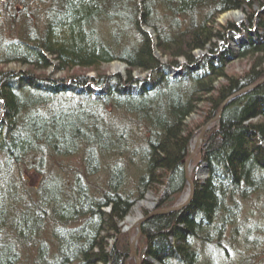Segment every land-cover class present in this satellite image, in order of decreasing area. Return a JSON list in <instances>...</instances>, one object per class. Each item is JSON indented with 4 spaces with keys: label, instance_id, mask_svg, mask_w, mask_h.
Returning <instances> with one entry per match:
<instances>
[{
    "label": "trees",
    "instance_id": "obj_1",
    "mask_svg": "<svg viewBox=\"0 0 264 264\" xmlns=\"http://www.w3.org/2000/svg\"><path fill=\"white\" fill-rule=\"evenodd\" d=\"M244 3L0 0V264H20L26 257L19 250L32 245L34 264H133L126 242L111 246L120 225L149 190L160 191V209L175 206L187 187L184 169L195 135L187 123L202 113L194 126L200 130L225 103L206 133L208 176L195 181L191 202L141 225L149 241L142 264H264V83L240 94L264 79V21L255 35L243 28L247 41L239 52L217 45L242 34L236 24L222 29L216 23ZM211 47L207 58L196 55ZM224 49L230 60H255L246 76L227 75ZM115 61L152 75L141 83L131 75L126 84L100 77L95 86L108 87L101 95H92L84 77L65 88L35 76L55 64L69 72ZM9 64L32 71L6 72L2 67ZM108 109L121 111V123L104 119ZM81 151L87 177L109 155L118 156L102 183L86 184L73 174L65 184L37 169L43 181L33 189L36 197L19 200L25 183L12 175L22 162ZM126 158L139 162L130 188ZM251 216L262 223L253 226ZM49 234L52 243H43Z\"/></svg>",
    "mask_w": 264,
    "mask_h": 264
},
{
    "label": "rangeland",
    "instance_id": "obj_2",
    "mask_svg": "<svg viewBox=\"0 0 264 264\" xmlns=\"http://www.w3.org/2000/svg\"><path fill=\"white\" fill-rule=\"evenodd\" d=\"M244 3V6L242 9L240 10H233V12H228L223 14V16H220V18L218 19L216 26L218 28H222L224 26H227L228 24H236V26L238 27L239 30H243V28L248 27L249 28V32L252 35H255V28L258 22H256L255 24L250 23V18L252 17V19L259 17L260 20L264 21V0H242ZM233 13H241L244 16V19L241 21H238L235 17L231 16L233 15ZM259 25V23H258ZM3 28L5 29V27L3 26ZM147 29H144V31L148 34H151L152 38H155V31H153L152 28L150 27H146ZM251 28V29H250ZM258 28V27H257ZM221 29V30H222ZM258 34V32H257ZM262 34V31L259 32V35ZM13 36H16V34ZM242 37V41H240V43L236 42L235 44H229V39L227 41H225L224 44L229 45V49H231V51L235 54L237 52L240 51V45H242V43L246 44V35ZM242 42V43H241ZM218 43V42H217ZM219 45V47L221 48L222 45L221 44H217ZM226 46V45H225ZM219 47L217 46V49H219ZM224 47V46H223ZM211 48L209 49H205L202 51H197L196 55L203 60L204 58H207V56L211 53ZM225 50V49H224ZM223 54L226 55V53H228V49L225 50ZM158 54V53H157ZM221 56V58H225L226 59V68L225 71L227 72V75L230 77H241V76H246L247 73L250 71L251 66L254 64V59H246V60H239L236 58L231 59L229 57V54H227L226 56ZM157 58L161 60V62L163 64H167L166 60L163 59L161 57L160 54L157 55ZM180 62V60H179ZM182 63H187L184 60H181ZM116 64L123 66L124 71H114V67L116 66ZM56 64L53 65V67H50V70L47 71H36L35 76L40 78L43 77L47 80H49L50 82H53L55 84V86L58 87H69L71 88L73 81L76 78H85L88 79V81L84 82V84L88 83V85L93 84L95 85V81L100 77H109L111 79H109L108 81H112L113 78L118 77L121 82L123 84H126L127 81H129L130 76L132 75L133 79H138L141 80L142 78L146 77L147 75H145V73L138 71H130L128 65L123 64L120 61H115L114 63L111 64H105L102 65L100 67L94 68V69H72V71L69 72H59L57 71V68H55ZM3 70H5L6 72H11L13 74H26L29 75L32 71L31 69H29V67H24L21 66L19 64L15 65V64H9L6 65V67H2ZM86 86V85H85ZM73 88V87H72ZM87 88V87H84ZM95 88V86H94ZM125 90L129 89V85H127L126 87H124ZM108 90V87L104 88V89H100L99 92L100 94H104L106 93ZM96 93L93 91L92 95H95ZM115 114V115H114ZM117 114V115H116ZM202 113H199L198 115H194L191 119H189L188 121V125L189 127L193 128V131L195 132L194 134V140L191 146L195 145V142L197 140V136L199 135L200 131L204 128L202 127L200 130L196 131V127L194 128V126H196V124L198 125L202 120ZM123 116V114L121 113V111L119 112H112V110L108 109V111L105 113V115H103L104 119L107 122L113 123L114 121H116L115 119H118V121L121 123V117ZM213 127V126H212ZM212 127L210 129H212ZM134 130V126L131 127ZM128 129V126H127ZM209 129V130H210ZM137 131H139L138 133H141L142 130L137 129ZM208 132V131H207ZM206 132V133H207ZM206 134L204 135V140ZM204 140L201 144V146L198 148V152L196 153L195 157H194V161L192 162L190 168L192 169L190 171V176L191 179L193 180V182L195 183V181L197 180H204L206 179V177L208 176L207 170H205V164L204 161L202 159V152H203V143ZM41 156H44L41 159ZM41 156L39 155L36 160L31 159V160H27L26 162H22L20 164L19 167H17L18 171L13 173L12 177L15 181L21 179V181L24 184H22V189L19 188V192H20V199L23 201H26L27 199L29 201H31L32 197L36 195L34 194V187L37 186L41 181H43V177H41L37 172V169H40V171L44 174H46L47 176H53L56 179H61L62 182H65V184L73 182V174H80L83 177L84 182H86V184H90L93 185H97L99 183H102L104 181V179L106 178V166L109 165V163H112L114 160L118 159V156L116 155H109V158L104 160V165L103 168L98 169L97 172L87 175H84L83 173L86 171L87 165H85V154H83V152H78L75 156H71V157H58L56 155L52 156V155H45V154H41ZM34 165L38 168H31L30 167V163H33ZM103 162V159H101V163ZM125 166L126 168L129 170V174H130V183H129V188L132 187L131 182L133 181L132 179H135V170L137 169V164L139 162H129V159L126 158L125 161ZM20 178V179H19ZM28 188V190L31 192H29L30 194H27L24 190V188ZM34 191V192H33ZM187 191H188V187L185 189V191L183 192V194L176 200L175 206H179L181 205V203L183 202V200L186 198L185 196H187ZM160 191H156V190H149L147 193L144 194L143 198L141 200H139L133 207L131 213L127 216L128 219H125V221L120 225V228L122 229V234L120 235V237L116 240H112L111 241V246L113 247V245L117 244L120 240L121 242H119V247H121L120 245H123L124 242L127 243V246L129 247L130 250V246L131 243L133 242L134 238L138 235V242L135 244V250H136V255L137 258L139 259V261H141V264L144 262L142 256H141V251L143 252V249L145 247L146 244L149 245V241H147L145 238H143V234H142V228L140 229V233L137 231L138 229L136 228V223L137 222H141L142 220H144L145 217L155 214L158 211L161 210H166V209H160L159 207V200H160ZM33 193V194H32ZM33 195V196H31ZM31 197V198H30ZM33 201V200H32ZM24 203V202H23ZM22 204V203H21ZM174 207V206H173ZM106 211L108 213L111 212V209L108 208L106 209ZM11 212V211H10ZM135 219L132 223L131 220ZM249 221L250 223L254 226V224H261L262 222H260L258 219L253 218V216L249 217ZM49 229V226H48ZM40 240H42L43 243H52L51 240V235H46L41 237ZM41 242V243H42ZM48 244V245H49ZM32 245V244H31ZM36 247L34 245H32V247H28L27 249L22 248L21 250H19V252L21 253L22 257H26V260L23 259V261H21L20 264H34L35 260H36ZM131 261L133 262V264H137V262L134 260L133 258V254H132V250H131ZM152 262V261H151Z\"/></svg>",
    "mask_w": 264,
    "mask_h": 264
},
{
    "label": "water",
    "instance_id": "obj_3",
    "mask_svg": "<svg viewBox=\"0 0 264 264\" xmlns=\"http://www.w3.org/2000/svg\"><path fill=\"white\" fill-rule=\"evenodd\" d=\"M144 29H147L144 27ZM264 83V79L260 82H258V84L256 85H253L252 87H248V89H244L241 91L240 94H243L245 93L246 91L250 90V89H255L257 87H259V85L263 84ZM231 100V99H230ZM226 106V103L222 106V108L220 109L219 113H218V116L214 119V120H211L210 122H208L204 128L200 131L199 135L197 136V140L195 142V145L194 146H191V154L190 156L188 157L186 163H185V179H186V182H187V187H188V191H187V196H185L186 198L183 200V202L181 203V205L179 206H174V207H171V208H167L166 210H161V211H158L157 213L155 214H152V215H149L147 217L144 218V220H142L141 222H137L136 223V228L138 229L137 231L140 233V227L141 225L146 221L148 220L149 218L151 217H155V215H166V214H169V213H177V211H180L182 210L183 208L187 207V205L191 202L192 198L194 197V191H195V183L193 182V180L191 179V176H190V171H189V168L192 164V162L194 161V157L196 155V153L198 152V148L201 146L203 140H204V135L206 134L207 131H209V129L216 123L220 120L221 118V113L224 109V107ZM128 219V218H126ZM139 235V234H138ZM138 235L134 238L133 242L131 243V246H130V250H132V254H133V258L134 260L137 262V264H141V261H139V259L137 258V255H136V250H135V242L138 240ZM138 237V238H137Z\"/></svg>",
    "mask_w": 264,
    "mask_h": 264
},
{
    "label": "bare ground",
    "instance_id": "obj_4",
    "mask_svg": "<svg viewBox=\"0 0 264 264\" xmlns=\"http://www.w3.org/2000/svg\"><path fill=\"white\" fill-rule=\"evenodd\" d=\"M231 16L235 17L238 21H241V20L244 19V16H243V14H241V13H233V15H231ZM256 22L261 23L262 20H260L259 17H257V18L252 19V21H251L250 23L255 24ZM258 23H257V24H258ZM256 26H257V25H256ZM257 27H258V26H257ZM114 71H115V72H116V71H124L123 66L116 64V66L114 67ZM191 170H192V169L190 168V171H191ZM191 172H192V171H191ZM134 220H135V219L131 220V223H132ZM137 242H138V241H136L135 244H136Z\"/></svg>",
    "mask_w": 264,
    "mask_h": 264
}]
</instances>
